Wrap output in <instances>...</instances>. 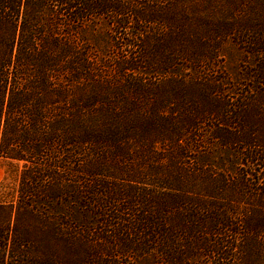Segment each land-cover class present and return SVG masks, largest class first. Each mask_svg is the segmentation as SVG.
<instances>
[{"label": "trees", "instance_id": "obj_1", "mask_svg": "<svg viewBox=\"0 0 264 264\" xmlns=\"http://www.w3.org/2000/svg\"><path fill=\"white\" fill-rule=\"evenodd\" d=\"M54 1L77 24L66 27L68 38L52 32L47 1L0 0V157L21 167L15 191L0 181V264H251L264 248V178L254 188L247 172L233 168L237 159L215 163L212 153L187 160L196 138L188 143L183 132L196 137L202 121L191 115L186 124L185 114L199 103L185 107L178 99L181 106L167 112L163 100H151L145 77L174 74L166 68L183 56L175 49L198 40L189 32L199 26L189 9L198 0ZM88 20L105 23L124 42L105 51L98 42L104 32L94 33L102 28L93 32ZM246 30L257 35V49L247 52L264 56L263 23L254 18ZM104 58L114 75L103 73ZM256 72L252 81L264 82V65ZM250 76L246 71L236 83ZM185 92L174 86L175 95ZM203 96L222 113L207 117L215 139L235 128L232 118L243 121L239 130L257 134L246 130L240 107L258 101L231 109L228 99L213 104ZM244 138L222 146L239 143L251 163L264 160V138ZM134 159L164 163L152 177L133 179L141 173L124 170ZM240 202L242 212L230 209ZM53 239L61 244L54 258Z\"/></svg>", "mask_w": 264, "mask_h": 264}, {"label": "rangeland", "instance_id": "obj_2", "mask_svg": "<svg viewBox=\"0 0 264 264\" xmlns=\"http://www.w3.org/2000/svg\"><path fill=\"white\" fill-rule=\"evenodd\" d=\"M46 1L47 3H45ZM44 3L47 6V10H50V27H52V32L54 28L55 32L57 31L59 33L61 39L68 38V35L65 33L66 27L77 26L76 22H74L75 19L74 21H69L68 13L62 10L63 8L58 6L54 0H44ZM42 8L43 7H41V10ZM189 9L192 11L191 16H194L199 24L198 27L195 26L196 29L190 27L189 32L191 35L196 34L198 40H183L181 49H175L176 51L183 50L182 59L179 60V57L174 59L173 66L166 68L167 71H173L174 74V70H176L175 75L170 72V76L169 73H165L161 77L158 75L154 77L155 75L153 74L145 75L147 81L152 85L151 93L154 94V96L150 98L153 102L163 100L167 112L175 110L173 108L175 105L180 104L181 106L178 99L186 102L185 107L192 100H196L199 103L197 104L198 106L187 108L190 113L185 114L187 115L185 123L191 124V120H189L191 115L201 117L200 121H202V123L200 125L202 128H200L201 130L199 132H195L197 134L196 137L192 136L193 131L190 132V130H186L183 132L185 140L188 141V143L196 138V142L190 145L196 152L186 153V159L191 160L194 155L202 156L205 153H212L211 155L215 163H225V165H229V160L237 159L239 164H235L233 168L238 172H247L251 177L249 182L253 183L254 188H257L256 183L262 181L264 178V160L251 163L245 156L239 153L242 152L243 145L239 143H230L227 146H222V144L223 141H229L244 134L246 136L244 139L247 141L253 140L254 137H258L259 139L264 138V82L254 83V81H252V77H255L258 73L253 72L255 70L257 71L261 64L264 65V56L260 57V55L257 54L250 55L247 52L250 49H257V45L251 43L252 41L257 42V35H247V30L243 32L248 26L252 25L254 18L258 19L264 25V0H252V4H250V0H198L194 7L193 3H189ZM45 18V15L41 16V21L44 23H46ZM65 18L67 20H65ZM55 22L60 24L59 26L62 25L65 27L57 29V27L54 26ZM95 23V21L92 23L90 20L86 22V24H91L93 26V32L98 28H102L94 32L97 33V35H101L100 33L104 32L102 36H98L100 41L90 35V33H85L87 34H84L85 38H91L90 42H96L98 40L101 45H105L103 48L109 53L116 51L118 48H114L113 46L115 45V47H118L120 44L119 41H123L118 37V33L113 29L111 30L105 23L99 22V26L94 25ZM85 27L87 29V26ZM154 27L156 29L158 28L156 26ZM234 28L237 30L241 29V32L236 31V33H234ZM262 34V38L264 39V30H262ZM117 37L119 40H117ZM132 37L134 39V36ZM127 38H131V36H127ZM108 44L109 47H107ZM121 49L132 51L134 54L138 53V49L135 51V47L124 46V44ZM94 53V51L90 50L89 54L94 55ZM103 61L105 63L103 73L108 74V76L114 75L116 68L113 62H111V59L104 58ZM141 69H144L143 66ZM246 71L251 75V82L246 80L242 82V85H238L236 83L238 76L244 74ZM128 76L131 77L130 74ZM143 76L144 75H142V77ZM180 76H182V78H180ZM254 79L257 80V77ZM249 85H254V91L249 89ZM174 86L178 87L181 92L185 90L186 94L184 95V93H181L180 95H175ZM217 86L223 90V93L221 92L220 97L215 98L210 90ZM207 93L209 97L212 96V98H209L210 101L207 100L208 103L211 102L215 104L218 100L226 101L228 99L229 103H231V109L234 107L235 103H247L246 105H248L250 103H257L258 101V103L262 104L261 106L253 105L251 108L240 107V109L243 110L242 113L247 115L249 119H246L247 122H249V126L248 128L246 127V130L251 132L256 131L257 134H252L251 136L247 131L239 130L243 128V121L240 124L237 118H235L236 122L232 118L231 125L235 128H224L221 131L222 135H224L223 138L221 136V139H215L214 135L210 132V128H207V124L210 123L207 117H211L210 112L213 111L211 110V106L206 103L203 96L207 95ZM213 112L215 115L218 113L222 114L215 107ZM189 137H192L191 141H189ZM157 147L159 151L162 149L161 147H163V145L158 144ZM155 151H157V149ZM161 162L164 163L160 161L156 164V162L152 161L148 162L143 159H134L135 165H126L124 171L136 170L137 172L135 173L141 174H132L134 177L133 179H138L137 177L142 176L144 179H148L156 172L154 167L156 165L160 167ZM251 164L254 165L248 167ZM20 168L21 167H9L0 157V181L5 180L7 182L10 187L8 191H15L18 184L17 176ZM60 175L63 177L65 172L61 171ZM132 175L131 173H122L121 177L123 179H128V177L131 176L130 179H132ZM242 193L245 194V192ZM254 195L258 194L256 193ZM242 206L246 207V205H243L241 202L232 203L230 209L242 212ZM236 219L238 220V218ZM60 248L61 244L53 239V258ZM248 262L249 260L245 261L244 264H248ZM251 264H264V248L261 255L252 259Z\"/></svg>", "mask_w": 264, "mask_h": 264}]
</instances>
